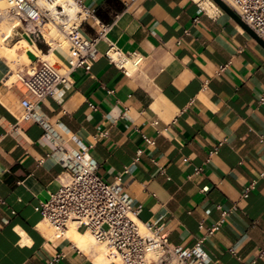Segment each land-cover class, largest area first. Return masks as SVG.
I'll use <instances>...</instances> for the list:
<instances>
[{
  "label": "crops",
  "instance_id": "0c3cea01",
  "mask_svg": "<svg viewBox=\"0 0 264 264\" xmlns=\"http://www.w3.org/2000/svg\"><path fill=\"white\" fill-rule=\"evenodd\" d=\"M82 1L96 16L82 23L86 37L100 31L96 21L111 28L91 70L76 69L54 97L37 101L16 75L37 67L47 45L16 28L11 39L30 47L17 60L0 51V264L57 255L56 264H97L96 247L53 240L41 223L37 207L66 173L51 135L71 150H80L76 140L91 146L98 174L120 184L138 220L160 226L172 245L192 247L201 224L236 205L205 242L207 264H264V48L204 0ZM112 44L128 74L106 56ZM53 52L65 69L68 49ZM25 100L48 128L23 118Z\"/></svg>",
  "mask_w": 264,
  "mask_h": 264
},
{
  "label": "built area",
  "instance_id": "2783aa9c",
  "mask_svg": "<svg viewBox=\"0 0 264 264\" xmlns=\"http://www.w3.org/2000/svg\"><path fill=\"white\" fill-rule=\"evenodd\" d=\"M0 3L8 5L0 18L15 22L14 30L20 28L21 34L31 42L44 41L49 46V52L52 46L46 39L45 31L54 27L69 44L68 66L63 72L43 60L29 71L17 72V80L25 85L37 101L54 97L76 69L89 72L97 58V42L105 39L111 28V25L96 21L100 31L94 38L86 37L81 30L82 23L96 16L95 10L87 8L82 0H0ZM227 3L264 40V0H231ZM57 46L62 47L61 42L58 41ZM106 56L112 63L120 65L125 74L129 73L124 65L126 57L115 45L110 46ZM224 69L222 67L221 71ZM23 106L24 119L34 120L48 128L36 113L33 103L25 100ZM51 137L56 145L58 162L65 167L66 173L60 181V187L37 210L42 215L41 223L51 231L53 240L65 238L67 230L74 224L76 228H84L97 243L102 244L114 264L208 263L205 242L220 230L230 213L237 210L236 205L229 211L222 210L217 222L209 226L201 224L204 234L192 247L172 245L160 226L138 220L140 209L133 207L132 199L120 184L108 183L98 174L97 165L89 154L91 146L76 140L80 150H71L65 147L57 135ZM145 140L149 147L155 145V139L145 137ZM142 153L143 150H139L135 160ZM254 187L255 183L246 188L245 198ZM3 203L0 200V204ZM263 255L264 250L260 256ZM60 258L61 255H57L47 264H56Z\"/></svg>",
  "mask_w": 264,
  "mask_h": 264
},
{
  "label": "bare ground",
  "instance_id": "6f19581e",
  "mask_svg": "<svg viewBox=\"0 0 264 264\" xmlns=\"http://www.w3.org/2000/svg\"><path fill=\"white\" fill-rule=\"evenodd\" d=\"M226 1L229 3L231 2V0H226ZM204 7L206 9H208V5L206 4V2L204 3ZM5 11H6V8H4V7H3V9H2V7L0 8V14H2ZM0 24L2 25V27L0 29V37L2 38V40H0V51H2L5 56H9V55L18 56V53L20 52V50L23 47H26V48L30 47L28 42H26L24 39H21L18 43L14 44L12 46L2 44L1 42L3 40L9 39L12 36L13 29L16 25H15V22L10 24L8 22L4 23V21L2 22V20H1ZM55 30L58 31L56 28L53 27V28H48L47 32L45 31V36L47 38V41H49L51 43V46L55 45V39H54V36H52L55 33L54 32ZM55 37H56V35H55ZM55 46H53L52 49L48 53H42L41 54V55H43L44 59H48V60L52 59L53 53H54L53 50L55 49ZM23 54H24V58L28 59L24 52H23ZM49 234H51V232ZM66 235H67V238H69L78 248H80L82 250L90 251L92 248L96 247L94 240H93L92 236L90 235V233L82 234V233L77 232L76 226L74 224H72L70 226V230L68 232H66ZM96 248L100 252L99 256L96 259L97 264H108L109 262L112 261V258H111L109 252L107 251V249L105 247L103 249L99 248V247H96Z\"/></svg>",
  "mask_w": 264,
  "mask_h": 264
},
{
  "label": "rangeland",
  "instance_id": "374dc122",
  "mask_svg": "<svg viewBox=\"0 0 264 264\" xmlns=\"http://www.w3.org/2000/svg\"><path fill=\"white\" fill-rule=\"evenodd\" d=\"M205 2H206V4L207 5H209V0H204ZM212 1V0H211ZM213 2V1H212ZM214 3V2H213ZM216 5V4H215ZM2 7V9H3V7L4 8H7L8 7V5L6 4V3H0V8ZM1 20H2V22L4 21V23H13V21H9V20H7V19H2V18H0V22H1ZM3 24V23H2ZM1 27H2V25L0 24V29H1ZM48 31V28H47V30H46V32ZM55 33L52 35V36H54V39H55V45L57 46V44H58V41L59 42H61V44H62V46L63 47H65V48H67L68 49V42H67V40L65 39V37L63 36V35H61L60 34V32H58V31H54ZM55 35H56V37H55ZM58 35V36H57ZM1 38V37H0ZM0 40H2V38L0 39ZM40 42H43L45 45H47L44 41H40ZM2 44H4V45H9V46H12V45H14V44H16L17 42L16 41H13L12 39H11V37L9 38V39H6V40H3L2 42H1ZM55 45H52V47L53 46H55ZM55 46V47H56ZM48 50H49V46L47 45V47H46V50L44 51V53H48ZM39 55V58H40V60H43V61H48L52 66H54L56 69H58L59 71H61V72H63V69L57 64V62H56V60H55V57L53 56L52 57V59L51 60H48V59H44V57H43V55H41L42 53H40V52H38V51H36ZM10 59H15V60H17V59H19V56H15V57H12V58H10ZM81 230H84V228H82ZM50 233V231L48 232V235H51V234H49ZM93 238V237H92ZM93 240H94V238H93ZM94 243H95V245H96V247H99V248H104V246L102 245V244H99V243H97L95 240H94Z\"/></svg>",
  "mask_w": 264,
  "mask_h": 264
},
{
  "label": "water",
  "instance_id": "95a60500",
  "mask_svg": "<svg viewBox=\"0 0 264 264\" xmlns=\"http://www.w3.org/2000/svg\"><path fill=\"white\" fill-rule=\"evenodd\" d=\"M218 7H220L226 14H228L234 21H236L250 36H252L263 48L264 40L258 36L232 9V7L225 0H212Z\"/></svg>",
  "mask_w": 264,
  "mask_h": 264
},
{
  "label": "trees",
  "instance_id": "16d2710c",
  "mask_svg": "<svg viewBox=\"0 0 264 264\" xmlns=\"http://www.w3.org/2000/svg\"><path fill=\"white\" fill-rule=\"evenodd\" d=\"M120 9V8H119ZM44 51L46 50V47H41Z\"/></svg>",
  "mask_w": 264,
  "mask_h": 264
}]
</instances>
